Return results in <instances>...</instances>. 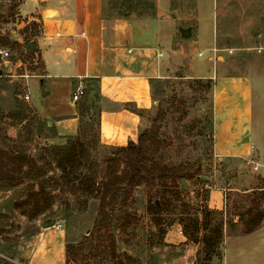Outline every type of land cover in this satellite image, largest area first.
Returning <instances> with one entry per match:
<instances>
[{
    "label": "rangeland",
    "instance_id": "1",
    "mask_svg": "<svg viewBox=\"0 0 264 264\" xmlns=\"http://www.w3.org/2000/svg\"><path fill=\"white\" fill-rule=\"evenodd\" d=\"M18 1L0 0V47L12 55V71L0 63L4 72L0 76V159L8 165L5 170L18 178L22 175L16 170L19 161L11 164L8 155L33 157L46 175L16 185L0 181V264H17L14 259L25 263L33 244L44 239L42 233L56 245L53 259L64 256L65 260L67 244L87 242L100 216L101 200L78 187L77 180L63 178L52 149L81 141L86 152L76 174L95 178L97 183L108 179V158L113 152L99 142L96 103L84 104L78 134L62 143L56 142L46 120L36 113L31 101L37 96L35 87L15 75L38 72L41 61L26 51V44L40 25L27 26L17 16ZM174 5L177 11L170 8L169 20L155 17L163 24L151 23V32L160 29L168 36L160 46L163 60L173 58L172 45L177 57L168 78L153 85L156 106L145 117L142 132L157 134L158 139L149 143L151 158L185 173L187 188L170 177L135 188L126 204L135 218L126 230L114 229L115 251L110 243L88 247L72 264H223L226 238L244 233L246 211L264 209V0H174ZM104 10L110 21L151 18L156 13L154 0H104ZM187 29L190 36L183 37L182 30ZM147 41L151 43V38ZM191 53L197 59H191ZM225 75L247 77L252 86L250 94L239 91L237 99L230 96L227 109L233 127H239L236 119L242 117L247 127L251 123L253 145L245 157L219 159L214 151V80L200 76ZM229 89L231 94L238 88L230 85ZM28 92L31 97L26 100ZM39 189L52 197V207L30 220L20 208ZM152 205H159L161 211L151 210ZM206 214L213 225L223 227V238L211 258L203 250V232L196 234L199 242H194L184 230L190 219L202 223ZM49 220H56L55 226L43 228ZM247 246L252 249V243Z\"/></svg>",
    "mask_w": 264,
    "mask_h": 264
},
{
    "label": "crops",
    "instance_id": "2",
    "mask_svg": "<svg viewBox=\"0 0 264 264\" xmlns=\"http://www.w3.org/2000/svg\"><path fill=\"white\" fill-rule=\"evenodd\" d=\"M154 2L156 13L151 18L110 21L106 18L104 0L18 1L17 16L27 26L40 25L39 32L33 35L31 41L36 45L34 55L41 61V66L37 73L15 76L24 78L27 86L35 87L37 96L34 101L31 100L32 106L46 120L56 142L62 143L78 134L86 103L98 106L101 145L116 148L125 147L130 141L137 142L146 118L131 107L147 113L154 109L153 83L168 78L167 75L175 68L173 58L177 57L172 45L173 58L163 60L160 46L166 43L168 36L162 35L160 29L150 31L153 21L163 24V21H155V17L167 21L170 8L177 11L174 0ZM149 37L151 43L147 41ZM198 55L201 56V53ZM190 56L193 60L197 59L195 54ZM1 74L4 72L0 71ZM200 78L214 80L216 156L219 159L245 157L253 145L251 123L247 127L242 117L241 121L236 119L239 127H233L227 109L230 96L237 99L241 95L239 91L244 96L252 93L249 78L228 75ZM230 85L238 88L231 94ZM80 86L83 93L74 101ZM45 234H41L44 239L39 245L33 244L25 263L14 261L17 264H64V256L53 259L52 251L56 245ZM263 240L264 223L252 233L228 236L223 264H264ZM249 243H252V249L247 248ZM0 256L3 257L2 252Z\"/></svg>",
    "mask_w": 264,
    "mask_h": 264
},
{
    "label": "trees",
    "instance_id": "3",
    "mask_svg": "<svg viewBox=\"0 0 264 264\" xmlns=\"http://www.w3.org/2000/svg\"><path fill=\"white\" fill-rule=\"evenodd\" d=\"M131 109L142 117L148 115L146 111L133 107ZM212 127L214 131V121ZM156 135L153 131L141 132L137 142L130 141L125 147L112 148L113 152L108 158L109 177L102 183H97L95 178L76 174L83 166L86 152V147L81 141L77 140L70 142L67 146L52 149L56 166L61 171L63 178L70 181L77 180L78 187L89 194L96 195L101 200L100 216L93 230L87 236V242L66 245V264L75 262L81 252L88 247L110 243L115 251L114 229L126 230L135 218V214L126 209L127 200L132 196L135 188L144 184L151 186L159 181L163 182L164 179L169 177L176 183L177 180H183L186 177L185 173L162 166L151 158L149 143L153 139L155 141L158 139ZM15 159L19 161L16 170L20 171L22 175L18 178L11 175V170H5L8 165L3 162V159H0V181L16 185L23 183L25 178L38 180L46 175L45 171L38 167L37 161L33 157L8 155L11 164L14 163ZM24 168H26L25 171ZM51 207L52 197L46 194L44 189H39L37 193L30 195L20 209L23 215L33 220ZM150 208L157 212L161 211L159 205H152ZM246 215L248 218L244 221L245 234L254 232L264 222V209L249 208ZM212 223L210 214H206L202 223L198 218L190 219V223L184 227L185 233L194 242H199L196 234L203 232L201 242L203 243L205 256L208 258L216 255L218 245L223 238L222 225H213ZM190 231L193 232V235H190Z\"/></svg>",
    "mask_w": 264,
    "mask_h": 264
},
{
    "label": "built area",
    "instance_id": "4",
    "mask_svg": "<svg viewBox=\"0 0 264 264\" xmlns=\"http://www.w3.org/2000/svg\"><path fill=\"white\" fill-rule=\"evenodd\" d=\"M11 52L9 49L5 47H0V63L6 68L10 69L12 67V62H11ZM23 64L21 63L19 66H22ZM83 93V88L82 86L78 87L73 99L74 101H77L80 98V95ZM26 100L30 99V94H26L24 97ZM259 167L257 166L256 169Z\"/></svg>",
    "mask_w": 264,
    "mask_h": 264
},
{
    "label": "water",
    "instance_id": "5",
    "mask_svg": "<svg viewBox=\"0 0 264 264\" xmlns=\"http://www.w3.org/2000/svg\"><path fill=\"white\" fill-rule=\"evenodd\" d=\"M127 14H129V12H127ZM182 35H183V37H189L190 36V30H183ZM26 51L29 53H34L36 51V45L34 44L33 41H29L27 43ZM181 183L184 186V188L186 189L187 186H186L184 179L181 180ZM55 224H56V220H49V221H46L45 223H43V228H50V227L55 226Z\"/></svg>",
    "mask_w": 264,
    "mask_h": 264
}]
</instances>
